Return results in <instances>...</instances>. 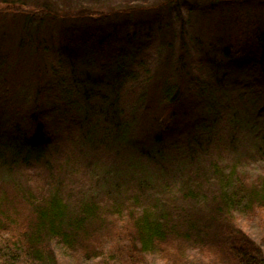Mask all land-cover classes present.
Returning <instances> with one entry per match:
<instances>
[{
	"label": "trees",
	"instance_id": "1",
	"mask_svg": "<svg viewBox=\"0 0 264 264\" xmlns=\"http://www.w3.org/2000/svg\"><path fill=\"white\" fill-rule=\"evenodd\" d=\"M262 1L259 4H263ZM171 2L160 0L155 3V8L157 4L166 6L164 24L145 21L143 26L154 28L158 25L161 33L162 26L169 29L173 20L172 17L167 18L169 6L173 5ZM31 3L36 8L31 13L33 16L15 9L9 11L11 17L20 19L17 27L22 31L21 38L13 46L18 59L16 64L24 54L25 58H36L33 75L42 79L40 72L45 73V64L44 69L51 81L43 77L34 85L35 97L29 98L31 103L28 99H19L15 101L17 106L11 104L13 109L7 106L3 109H10L13 119L6 118V125H0V173L4 174L0 175V185L8 183L14 192L13 199L23 204L22 211L15 212L22 216L27 211L31 219L26 229L13 230L5 227L6 222L0 216V264H6L10 254L16 256L15 252L37 258L43 246L50 259H33V262L47 264L49 260L53 263L52 256L56 258L59 253H51L56 246H51L50 251V245L46 248V244L63 246L64 251L69 252V249L75 250L91 239L130 243L132 254L136 250L138 254H144L156 249L164 256L162 259H169L166 247L184 242L199 256L208 257L209 264H264V259H261L264 255V227H259L264 225V218L260 216L264 212V28L255 33L252 46L246 43L251 48L250 54L246 55L247 61L253 67L257 66L259 77L255 78V85L239 93V97L242 96L240 101L250 103L252 109H243L227 123L222 118L223 136L227 137H217L214 145L220 150L219 143L226 139L224 145L227 149L234 150L236 144L238 149L244 146L241 151L250 148L248 158L238 156L225 161L223 156L231 152L218 150L219 160H215L216 163L208 160L204 167L200 156L202 153L205 156L212 149L213 139L208 137L213 131L211 119L218 112L214 106L225 103L222 95L220 104L216 100L220 93L217 85L221 71L213 76L209 74L211 69L208 65L204 71V67H188L182 30L179 33L169 31V37L163 41L166 53L159 62L157 58V65L151 68L145 60H137L142 47L134 33L119 36L117 33H105L102 27L97 26L98 21L103 23L111 19L110 12H97V18L80 16V24L74 26L79 21H75V17L79 16L69 12L74 9L71 0H33ZM214 3L216 0H210L208 8ZM245 3L248 4L247 1ZM122 8L132 10L133 7L124 5ZM60 10L66 11L63 16L58 12ZM33 17L35 21L30 24ZM41 21L56 24L55 36L51 35L53 29L49 31L56 41L65 37L71 39L69 41L80 42L83 37L97 35L93 37L96 39L91 50L96 62L91 66L98 65L102 72L105 71V78H102L107 81L103 82L99 77L93 79L87 69L88 62H79L70 53L66 56L69 61L58 56L57 63H43L42 56L53 50L58 41L52 45L40 41ZM85 21L88 24L83 23ZM6 39V35L0 32V45ZM225 44L218 48L219 57L209 61L219 70L223 61L220 55L231 59L243 52L241 42L227 41ZM67 45L72 46L71 43ZM174 45H177V51H174ZM164 50L159 51V56ZM106 54H109L108 58ZM104 57L108 64L101 61ZM140 67L144 68L145 77L140 78L143 76H139ZM6 71L4 59L0 60V82L4 80ZM211 78H214L213 82L209 80ZM110 84V93L105 92L104 86ZM150 84L154 87L149 88ZM120 86L126 90L142 86L129 102L130 111L118 103L122 94L119 93ZM193 91L197 98L205 101L200 109L196 108L200 107L201 101L196 105L197 99L191 98ZM150 92L158 96L154 101V97L148 95ZM27 102L30 105H26ZM172 105L179 106V111L183 105L182 115H175L179 111L172 109ZM194 111L195 119L192 118ZM49 113L53 119L47 122ZM165 115L170 118H165ZM176 117L192 122L195 134L191 137L186 135L183 141L191 162L184 166L179 164L174 169L177 182L173 183L167 176L172 174V169L166 173L173 161L168 160L170 157L165 149L167 140L170 141L178 131H170L180 122ZM235 127L240 131L236 132ZM135 133L139 134L135 136ZM89 151H94V154H84ZM137 154L141 160H136ZM136 161L150 165L139 166ZM185 166L187 170L184 172ZM19 177H24V180L18 183L15 178ZM0 202L14 205V201H9L6 196ZM16 231L21 234L15 236L13 233ZM13 242L20 248L12 251ZM42 255L46 258L44 253ZM85 255H90L87 246ZM22 260L17 263L30 264L27 259Z\"/></svg>",
	"mask_w": 264,
	"mask_h": 264
},
{
	"label": "rangeland",
	"instance_id": "2",
	"mask_svg": "<svg viewBox=\"0 0 264 264\" xmlns=\"http://www.w3.org/2000/svg\"><path fill=\"white\" fill-rule=\"evenodd\" d=\"M22 3H27L25 5H22V3H17L14 0H8L7 2H1L0 0V11L3 13H0V32L2 35H6L7 39L0 45V60L4 59L5 67L8 69L6 73L3 75L4 80L0 82V125L3 127L6 125V122L8 120L6 118L11 119L12 118V111L9 110H3L7 106L8 108H12V103H14L15 106L16 100L19 99H28V101L31 99H34V85L37 84V82L41 81L43 77L51 81L50 76H47V72L44 69L45 64H43V73L40 72L42 75V79H39L35 77L33 74L35 73L37 60L36 58H28L23 57L25 54L19 59V64H16L17 55L16 51H14V47L17 43V41L21 38V30L19 29L18 22L20 24V19L17 17H11L9 11L11 9H15L19 13H26L27 16H33L31 13L35 11L34 6H32L33 0H19ZM160 0H71L72 7L74 9L72 11H69L71 14L73 12L74 15H77L79 17H75V21L79 20L83 15H89L97 18V15L95 13L97 12H103L108 11L110 12V20H104L103 23L97 22L98 27H102V30L105 33H117L119 36H126L128 33H134L135 36H137V40L139 45L142 47V52L139 54V58L137 60H145L148 64V67L153 68L156 66L155 60L157 58L159 59L157 62H159L162 58V55L165 54V50L163 48V41L166 39V36L169 37V34L171 31H183L182 38L184 39V53L186 55V58L189 62L188 67L194 68H200L204 67L203 71L207 69V65L210 67L211 71L209 74L215 76V73L218 71L220 80L218 81L219 84L217 85V88L219 89L220 93L216 97V100L219 101V104L221 103L220 97L222 95L223 97V103L220 105H215L214 107L216 110V114L211 119V130L212 133H209L211 136L208 138L213 139L212 141V149L208 154L205 156L204 153H202L201 161L203 166L205 167L207 165L208 160H210L211 163L215 160H219V155L217 154L219 147H215L216 138L222 136L227 137L224 135V126L221 124V119L223 118V122L227 123L228 119H231L233 115L241 114L243 109L250 108L251 104L247 103L245 101H240L241 97H239V93L244 91L246 89H249V87L255 85V78L259 77V69L256 67H253L249 64V61H247V56L250 54L251 48L249 46H252L254 44V37L256 36L255 33L257 31H260L262 28H264V1H262L263 4H259L260 0H225V2H220V0H216V3L212 4L210 6V0H172V7L169 6L170 11L168 12V17H172L173 20H171V27L168 29L165 26H162V33L158 31V25L156 27L147 28L145 25L143 26V23L145 21H154L156 24L159 22V24L165 23V16L166 13V6H159L157 4L155 8V3ZM212 1V0H211ZM245 1L248 2V4L245 3ZM250 1V2H249ZM75 2V3H73ZM166 2V1H165ZM124 5L132 6L128 9H120V7H124ZM153 6L150 8V6ZM58 8L59 5L57 6ZM127 8V7H126ZM205 8V9H204ZM110 9V10H109ZM164 9L159 14H152L157 10ZM200 10H202L200 12ZM61 15L64 14L66 11L60 10L58 11ZM24 14H22L23 16ZM59 15V16H61ZM158 15V16H157ZM21 16V15H20ZM21 16V18H22ZM63 16V15H62ZM100 16V15H99ZM157 16V17H156ZM20 18V17H19ZM96 18L94 19V22H96ZM90 19V18H88ZM32 20V19H31ZM65 20V19H64ZM35 21V18L33 17V20L30 22L33 23ZM56 20V22H58ZM55 22V21H54ZM55 22V23H56ZM80 20L76 23H74V26H77ZM88 24L86 21L83 22ZM82 23V24H83ZM40 26L43 28L42 35L40 38L41 42H44L46 44H54L58 41V45H54L53 50H48V53L44 54L42 57L43 63H57L58 56L62 57L66 61H69L66 56L70 53L75 60H78L83 63L88 62L87 69L91 71L89 74L92 76L93 79H97L99 77V80L106 82L107 80L103 79L105 71H101L98 68V65L91 66L92 62H96V60H93V54L91 53V50L93 49V41L96 39L90 36V37H83L82 41H69L71 39H57V41L52 37L51 35L56 34V24H54L52 21H41ZM53 29L54 33L51 35L49 34V31ZM3 30V31H2ZM170 31V32H169ZM90 32H86L88 34ZM179 33V32H178ZM176 36V34H175ZM174 36V37H175ZM12 40H8L11 39ZM26 40V37H25ZM9 41V42H8ZM238 43L241 42L243 52H241L235 57H232L231 59L221 57L222 64L219 68L217 65L211 66V63L209 62L210 59H216L217 53L219 50L218 48H221L222 45L224 46L225 43ZM72 44V46H69L67 44ZM248 43L249 46L246 44ZM12 45V47H11ZM69 46L68 48L65 46ZM174 51H177V45H174ZM226 46V44H225ZM164 50L161 52L159 56V51ZM214 52V53H213ZM138 55V53H137ZM107 58L109 57V54L105 55ZM256 56V55H255ZM103 57V56H102ZM104 57L101 59L104 63L108 64L107 58ZM113 58L112 56H110ZM36 59V61H35ZM220 59V60H221ZM114 60V59H113ZM89 61L90 64H89ZM113 62H116L113 61ZM132 66V63H128ZM42 66V65H39ZM136 66L133 64V68ZM190 67V68H191ZM124 69L126 67H123ZM146 68V67H145ZM144 68L140 67L138 69L139 76L143 74ZM215 72H214V71ZM153 69H151V72ZM224 71V73H223ZM214 72V73H213ZM50 75V74H49ZM147 74L144 73L143 76L145 77ZM209 76V75H208ZM103 77V78H102ZM208 80V79H207ZM213 82L214 78L209 79ZM53 81V78H52ZM109 84V83H108ZM130 84H134L131 82ZM129 84V86H130ZM135 85V84H134ZM112 84L105 85L104 91L110 93V88ZM142 86H139V88L132 87L131 90L125 89L120 86V92L122 93L118 98V103L124 107L127 111H130L132 109H129V102L131 103L132 97L136 96L138 92L140 91ZM154 87V85L150 84L149 88ZM102 90L103 87L101 86ZM127 88H129L127 86ZM150 92L148 95H152L153 101L155 98H157V94H154ZM196 92H191V98L195 97L197 100L194 102V104L198 105L200 103V107L196 109H200L202 104L205 102L203 98H197ZM55 97V95H53ZM30 98V99H29ZM130 99V100H129ZM31 103V101H29ZM27 102L26 105H30V103ZM133 104V103H132ZM228 104V105H227ZM230 104V105H229ZM217 106V107H216ZM183 105L178 108L175 105H172L171 108L175 109L179 112H176L175 115H179L182 111ZM29 106V111L32 112V108ZM185 110V107H183ZM212 107V111H215ZM139 110V109H135ZM206 108H204V111ZM11 112V115H8V113ZM52 113L48 114V117L46 119L47 122H50L53 117L51 115ZM196 114L192 113L193 117ZM170 115V114H169ZM206 115V114H205ZM243 115L245 116L244 112ZM174 116V115H171ZM165 118H170L165 115ZM172 118V117H171ZM180 122L174 127L171 128L172 130H178L174 135L170 137V141H168V144L166 146V153L168 154V157H170L168 160L173 161V164L170 165L166 169V173H168L169 169H172V174H168L169 180L173 183L177 182V177L175 174L174 169L179 167V164L181 166H184L186 164H190L191 161H188V152L186 150V146L184 144V139L187 137H191L195 134V131L192 129V122L189 120L184 119V117L179 118ZM198 118V117H197ZM13 119V118H12ZM138 120V119H137ZM213 120V121H212ZM251 120V119H250ZM242 123V121L240 120ZM141 123V122H140ZM244 125V123H242ZM143 125V124H142ZM230 128V127H228ZM247 130V129H246ZM1 131V129H0ZM199 131V128L197 129L196 133ZM235 131H240L239 128L235 127ZM243 131V129H241ZM139 133H135L134 135H138ZM226 142V139L224 141H221L219 144L221 146L220 152L225 153L224 150L231 152L230 154L223 156L225 161H229L232 158H237L238 156L247 157L248 153L250 152V148L246 151H241L244 146H241L240 149H238L239 146H235L234 150L227 149V147L224 145ZM172 146V147H171ZM209 146V143L206 147ZM214 146V147H213ZM224 147V148H223ZM211 147L207 148L206 151L208 152ZM226 148V149H225ZM96 152L98 150L96 149ZM206 152V153H207ZM125 153V152H124ZM88 156H91L94 154L91 151L84 153ZM136 160H141V156L137 154ZM206 157H209L205 160ZM136 164L139 166H145L149 167V163L147 162H137ZM184 170V169H183ZM187 170V167L185 166L184 172ZM182 172H179V174ZM0 175H4L3 173H0ZM175 176L174 178H171ZM6 177V176H5ZM16 181L19 183L24 180V177H19L18 179L15 178ZM8 181H11L8 179ZM173 186V184H170ZM27 187V186H26ZM31 186H29L30 188ZM174 187V186H173ZM0 199L2 197H5L9 201H14V205L5 204L3 202H0V216L2 217L3 221L6 222L5 227L8 229L14 228H25L28 225V221L31 219L30 215H28L27 211L21 216L18 215L15 210H20L21 207H23L22 202L18 200H14L12 196H14V192L12 191V188L10 189L8 183L1 184L0 185ZM4 195V196H2ZM13 203V202H12ZM261 218H264V212L260 213ZM127 216H125L126 219ZM10 222L9 224L7 222ZM263 221V220H262ZM264 223V221H263ZM257 224V223H255ZM259 225V224H257ZM259 227H264V225H259ZM258 227V228H259ZM113 228V227H112ZM117 229V228H116ZM114 230V229H113ZM116 231V230H115ZM25 232V231H24ZM15 236H18V234H21V232H14ZM110 240V239H109ZM108 240V241H109ZM115 243L109 241H103V242H97L93 239L89 242L82 243L79 247L75 248V250L69 249V252L64 251L65 247L60 245H55L54 243L46 244V248L51 251V246L54 247L51 253L58 252L59 256L56 258H53V263H51L49 260L47 261V264H209V258L204 256H199L198 253L193 249L191 250V247L184 244V242L174 245L173 247H166L165 250L169 255V259H162L161 254L157 252L156 249H154L150 253H144V254H138L137 250L134 252V254L131 253L132 246L130 243L121 244ZM19 244V243H18ZM12 251L15 249L20 248V245H17L13 242ZM85 246L89 248L90 255L89 257H86L85 255ZM44 247V246H43ZM41 247L42 253L45 254L46 258L42 255V253H39V255L36 257H25L22 254H17L16 256H13V254H10V257L6 260V264H18L19 260H26L30 262V264H35V261L33 262V259H50L47 258L46 250ZM45 248V247H44ZM264 250V248H263ZM50 255V254H48ZM202 258V259H201ZM32 259V260H29ZM261 259H264V255L261 256ZM22 260V261H23ZM26 262V261H25ZM40 264V261L38 262ZM46 264V263H45Z\"/></svg>",
	"mask_w": 264,
	"mask_h": 264
}]
</instances>
